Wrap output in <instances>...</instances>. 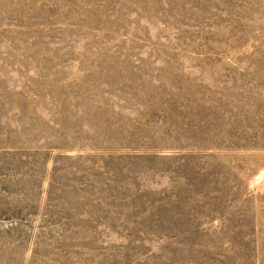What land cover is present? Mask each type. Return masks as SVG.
Masks as SVG:
<instances>
[{"label": "rangeland", "instance_id": "obj_1", "mask_svg": "<svg viewBox=\"0 0 264 264\" xmlns=\"http://www.w3.org/2000/svg\"><path fill=\"white\" fill-rule=\"evenodd\" d=\"M0 264H264V0H0Z\"/></svg>", "mask_w": 264, "mask_h": 264}]
</instances>
